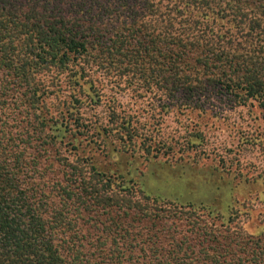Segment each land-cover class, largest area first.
<instances>
[{
    "label": "trees",
    "instance_id": "16d2710c",
    "mask_svg": "<svg viewBox=\"0 0 264 264\" xmlns=\"http://www.w3.org/2000/svg\"><path fill=\"white\" fill-rule=\"evenodd\" d=\"M75 1L0 0V264H141L135 253L145 250L153 264H264V222L236 192L218 208L151 195L128 173L99 169L93 152L81 156L75 144L109 132L90 133L79 113L86 99L100 102L92 66L132 88L174 97L211 87L264 109V0H119L117 9L114 0ZM61 75L70 93L53 114L47 100ZM16 115L47 131L41 153L30 150L39 141L13 146L24 141L8 129ZM129 124L119 121L120 138L133 136ZM65 144L74 165L60 158ZM42 161L65 168L59 185L76 214L93 221L84 238L95 249L68 240L81 228L36 195ZM181 225L189 230L182 237L173 229Z\"/></svg>",
    "mask_w": 264,
    "mask_h": 264
},
{
    "label": "rangeland",
    "instance_id": "374dc122",
    "mask_svg": "<svg viewBox=\"0 0 264 264\" xmlns=\"http://www.w3.org/2000/svg\"><path fill=\"white\" fill-rule=\"evenodd\" d=\"M125 1L134 3L133 0ZM107 3L110 4L111 0ZM118 3L119 0H114L112 7L117 9ZM62 6L69 7V4ZM88 72L98 90L100 102L91 104L86 99L79 107V113L90 133L96 132V126L107 128L109 132L99 134L96 141L83 140L80 136L75 143H80L79 155L92 151V160L99 169L115 174L118 171L128 173L127 179H132L136 188L138 184L151 195L203 202L218 208L222 206L221 202L230 201L229 192L234 191L235 197L258 210L259 219L264 222V109L257 103L248 101L245 105H238L229 95L211 87L203 93L190 96L178 93L168 97L156 89L132 88L94 66ZM50 79L49 84L53 78ZM66 85V76L61 75L55 86H50L52 90L60 88L57 96L47 100L53 114L68 98L70 90ZM113 109L116 113L114 119L111 118ZM16 116V122L8 129L12 134L22 135L24 141H13V146L23 148L28 145L27 141H39L30 150L34 154L40 152L43 148L40 141H45L43 132L47 131L40 130L36 121ZM120 120L130 122L131 139L120 138ZM71 148L66 145L58 150L60 158L68 157L74 165L76 154ZM42 153L41 160L48 156ZM48 163H41L40 171L44 174L36 184V195L50 209H64L68 219L77 223L75 227L81 228L77 235L67 231L68 240L74 235L76 245L83 243L85 249H95L98 245H91L89 238H84L85 229L93 221L85 211L82 217L76 214L75 204L65 200L59 185V182L66 183L65 168L59 164L46 166ZM83 165L90 171L88 163ZM64 201L68 204L67 210ZM97 212L90 214L95 216ZM239 219L243 222L246 216ZM173 229L179 231L176 235L180 237L189 232L188 226L184 225ZM99 234L96 233L94 239L101 236L99 239L103 241L106 233ZM135 256L141 264H153L151 251L137 252Z\"/></svg>",
    "mask_w": 264,
    "mask_h": 264
}]
</instances>
